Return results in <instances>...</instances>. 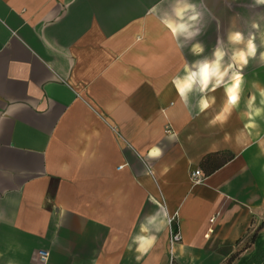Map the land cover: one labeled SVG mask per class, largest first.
<instances>
[{"label":"crops","instance_id":"1","mask_svg":"<svg viewBox=\"0 0 264 264\" xmlns=\"http://www.w3.org/2000/svg\"><path fill=\"white\" fill-rule=\"evenodd\" d=\"M171 2L0 0V264H236L254 254L264 119L246 129L242 99L226 124L209 126L223 89L205 113L195 94L181 102L172 79L200 57L196 41L178 49L160 23ZM193 2L204 55L229 30L254 31L252 21L264 40L253 0ZM259 51L243 70L244 99L253 82L264 87ZM154 143L163 156L142 162L135 152ZM223 155L233 159L219 166ZM156 202L181 240L170 243L167 227L141 255L132 238Z\"/></svg>","mask_w":264,"mask_h":264},{"label":"clouds","instance_id":"2","mask_svg":"<svg viewBox=\"0 0 264 264\" xmlns=\"http://www.w3.org/2000/svg\"><path fill=\"white\" fill-rule=\"evenodd\" d=\"M253 3L254 6H264V0H253ZM158 7L159 5L154 6L152 11L155 12ZM169 9L160 16V23L171 33L178 49L182 50L188 42L196 41L191 44L190 51L194 56L200 57L191 63L185 60L182 74H177L172 79L181 102L188 106L190 97L195 94L198 97L195 105L198 113H205L216 104L214 93L223 89L224 101L220 110L208 121L209 126L226 124L233 112H237L243 99L245 110L238 114L245 121V128L258 127L257 119H264V87L259 82H253L254 91L244 99L246 79L243 70L250 61L257 58L259 49L264 48V40L259 45L256 43L260 23L252 21L251 28L254 31L247 35L240 30H229L226 40L218 37L210 55H204L205 45L196 40L206 27L198 5L193 0H172ZM259 59L264 65V51H259ZM173 138L171 135L168 137L170 141ZM258 143L264 144V141ZM135 154L144 162L145 157L149 160L162 157L163 149L154 143ZM150 171L145 164V172ZM156 203L157 210L145 216L140 223L139 232L132 238L136 252L141 255L147 254L155 246L157 234L171 224L172 217L167 205Z\"/></svg>","mask_w":264,"mask_h":264},{"label":"trees","instance_id":"3","mask_svg":"<svg viewBox=\"0 0 264 264\" xmlns=\"http://www.w3.org/2000/svg\"><path fill=\"white\" fill-rule=\"evenodd\" d=\"M232 155H223L221 156L219 166L224 165L228 161L232 160ZM264 222H261L254 234L250 237L249 242L246 241L247 244H251L255 246V252L253 255L246 256L241 258L236 264H264V238L259 234V232L263 229Z\"/></svg>","mask_w":264,"mask_h":264},{"label":"built area","instance_id":"4","mask_svg":"<svg viewBox=\"0 0 264 264\" xmlns=\"http://www.w3.org/2000/svg\"><path fill=\"white\" fill-rule=\"evenodd\" d=\"M203 175H202V172L198 169V170H195L193 172H191L190 174V180L193 184H201L203 182ZM214 219H210V222L213 223ZM174 222H175V217L173 216L172 217V220H171V224L169 226V240H170V243H178L180 242L181 240V237H180V234L176 228V224L174 225ZM41 261L43 263L46 262V259L44 257H42Z\"/></svg>","mask_w":264,"mask_h":264},{"label":"rangeland","instance_id":"5","mask_svg":"<svg viewBox=\"0 0 264 264\" xmlns=\"http://www.w3.org/2000/svg\"><path fill=\"white\" fill-rule=\"evenodd\" d=\"M255 230H256V228L253 229L252 232L249 234V236L247 238V242H249V239L254 234ZM259 234L264 237V230L262 232L260 231Z\"/></svg>","mask_w":264,"mask_h":264}]
</instances>
